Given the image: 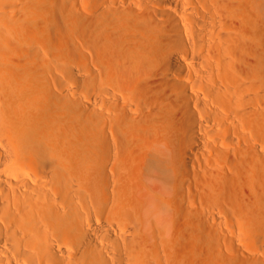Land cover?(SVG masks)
Returning <instances> with one entry per match:
<instances>
[{
  "label": "bare ground",
  "instance_id": "1",
  "mask_svg": "<svg viewBox=\"0 0 264 264\" xmlns=\"http://www.w3.org/2000/svg\"><path fill=\"white\" fill-rule=\"evenodd\" d=\"M0 264H264V0H0Z\"/></svg>",
  "mask_w": 264,
  "mask_h": 264
}]
</instances>
